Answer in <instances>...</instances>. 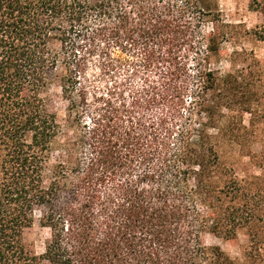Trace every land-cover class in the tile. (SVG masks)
Instances as JSON below:
<instances>
[{"label":"trees","instance_id":"trees-1","mask_svg":"<svg viewBox=\"0 0 264 264\" xmlns=\"http://www.w3.org/2000/svg\"><path fill=\"white\" fill-rule=\"evenodd\" d=\"M216 4L0 0V264H264V174L223 154L264 172V140L251 150L250 85L210 66ZM37 212L41 254L25 240ZM242 230L241 261L205 243Z\"/></svg>","mask_w":264,"mask_h":264},{"label":"rangeland","instance_id":"rangeland-1","mask_svg":"<svg viewBox=\"0 0 264 264\" xmlns=\"http://www.w3.org/2000/svg\"><path fill=\"white\" fill-rule=\"evenodd\" d=\"M215 1L217 3V8L214 7L217 11L216 19L213 23L205 24L204 34L208 35L213 27H216L220 36H225V39L219 56L210 59V66L216 68L223 76L230 72L236 73L240 85H250L247 90H241V92L248 91V94H253L252 96L256 100L253 105L256 112L254 115L243 113L242 119L244 124L249 126L251 118H253L255 143L251 150L259 153L261 142L264 140V0ZM227 90V83L223 79L218 90L223 102L228 95L229 91ZM48 99L51 111L57 114L59 122L64 123L67 103L63 100L61 89L56 82L49 90ZM244 100L240 94L235 103L236 106L240 108L242 105L240 102ZM190 102L188 100L187 104L189 105ZM238 111L240 112V110ZM223 154L226 160L230 163L233 162L239 176L264 174L257 167L250 165L248 158L242 157L243 151L239 147L225 146ZM40 217V213L37 212L34 224L25 233L27 245L37 254L44 252L50 237L49 230L42 227ZM248 242L245 230L240 231L233 239L212 235L205 238L206 245L220 247L229 257L239 261L244 258Z\"/></svg>","mask_w":264,"mask_h":264}]
</instances>
